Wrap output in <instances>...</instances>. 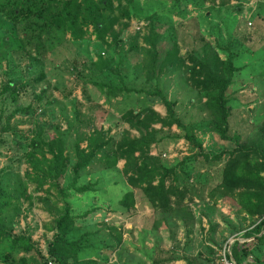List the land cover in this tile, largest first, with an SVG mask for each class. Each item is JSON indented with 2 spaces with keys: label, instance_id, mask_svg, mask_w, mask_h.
Returning a JSON list of instances; mask_svg holds the SVG:
<instances>
[{
  "label": "rangeland",
  "instance_id": "obj_1",
  "mask_svg": "<svg viewBox=\"0 0 264 264\" xmlns=\"http://www.w3.org/2000/svg\"><path fill=\"white\" fill-rule=\"evenodd\" d=\"M179 2L183 4L182 12L178 11ZM179 2L121 0L118 3L117 0H111L112 13L119 17L113 26L118 34L115 40L109 35L106 44L100 42L95 39L92 26H89L82 40L74 41L67 35L68 39L44 59L20 50L17 38L5 31L7 25L0 21V172L7 176L5 180H9L11 186L20 183L26 189L22 198L12 202L3 220L7 234L24 233L30 237L36 249L25 255L27 260L24 264H45L49 258L47 249L55 232L54 219L63 203L58 191L71 180L70 165L58 188L52 180H46L39 186L36 175L40 173V168L44 170L46 166L40 162L37 170H34L26 157L30 151L28 142L35 131L38 128L45 130V140L62 138L65 153L74 161L75 144L85 148L110 136L115 142L123 136H138V132L121 119L122 111L126 108L137 111L147 105L161 117L166 116V107L158 97L123 93L108 98L102 89L97 88L96 83L160 89L170 100L175 101L176 116L185 129L200 140L205 153L212 156L230 151L234 148V142L222 140L211 131L204 98L190 86L185 72L188 65L185 56L190 51H199L203 45L210 44L222 58L226 52L234 54L235 64L240 67L229 89V135L238 137L240 141H248L258 135L264 123V0ZM127 13L129 16L125 15ZM147 18H150L161 34L165 49L169 48L167 61L173 63L154 82H147L142 72V66L148 60V45L144 42L150 28ZM172 44L175 45V51ZM98 55L109 60V68L104 72L97 71L91 65ZM200 79H205V73L200 72ZM86 81L89 83L85 86V94L90 101H86L81 92ZM90 81L95 83L92 85ZM8 82H11L12 90L6 88ZM20 109L27 111L18 112L9 120L10 124L16 125L15 130L3 131L1 127L5 125L10 113ZM152 127L157 130L161 140L152 146L151 154L157 155L167 166L186 162V158L199 153L182 137L183 130L175 124L170 127L154 124ZM113 144H110V148ZM37 157L40 158V155L37 154ZM45 157L50 160L51 154L46 152ZM226 157L225 154L217 161L197 155L190 159L185 167L191 168L192 172L182 181L184 187L179 193L181 203L184 198H188L191 201L189 203H194L199 220L204 218L208 224V232L203 233L200 239L209 252L212 248L206 246L205 242L216 245L217 259L230 235H242L253 224L251 219L239 213L232 198L224 197L216 190ZM123 164L124 161L119 160L115 168L103 170V160L96 161L83 170L78 181V185L91 183L93 191L81 194L67 191V201L71 204L73 214L79 215L95 209L85 220L78 221V225L83 226L82 230L96 225L99 228L102 225L112 227L116 221L125 223V216L118 218L112 214L121 207L117 198L119 200L127 188L124 177L119 173ZM109 182L117 184L114 188H108ZM134 194L137 198H145L141 190L134 189ZM193 197L200 203H196ZM111 198L114 201L107 204L106 199ZM156 214L140 221L144 230L157 231L163 228V221L153 218ZM177 227L175 224L170 227L173 232L171 251L164 252L161 249L163 243L159 234L154 238V248L149 253L151 259H148L150 264H167L178 259L175 252V247L179 246L178 242V245L175 244ZM185 227L186 222L183 224ZM119 232L113 231L112 236L120 238ZM224 232L229 236L224 235ZM6 235L0 238V264H10L4 259L6 254L12 252ZM185 239L188 247L190 239L187 235ZM245 239L250 241L253 237ZM120 243L121 240L115 249ZM257 244H254V253L249 261L264 264V243ZM21 255L16 253L14 257L16 259ZM202 256L199 253L198 256L189 257L187 262L198 263Z\"/></svg>",
  "mask_w": 264,
  "mask_h": 264
},
{
  "label": "trees",
  "instance_id": "obj_2",
  "mask_svg": "<svg viewBox=\"0 0 264 264\" xmlns=\"http://www.w3.org/2000/svg\"><path fill=\"white\" fill-rule=\"evenodd\" d=\"M117 1L121 2V0ZM206 1L213 2V0ZM182 5L178 3L179 12L183 11ZM125 15L129 16L128 13ZM0 17V21L7 25L5 31L17 38L19 49L33 54L38 59H44L47 54L61 46L68 39L67 35L74 41L82 40L89 26H92L95 38L105 44L109 35L114 40L118 35L113 26L119 17L112 13L111 0H0ZM147 20L150 22V28L144 37V42L148 45V60L143 64L142 72L147 82H154L158 81L165 69L173 66V63L167 61L169 48L165 49L161 34L150 18ZM172 47L175 51L174 44ZM185 58L188 61L185 68L187 81L204 98L211 131L222 140L234 142V148L212 156L205 153L200 140L187 131L176 116L175 101L170 100L158 88L147 90L118 84L96 83L97 88L102 89L101 91L108 98L118 97L123 93L144 94L148 98L158 97L166 107V116L161 117L147 105L137 111L126 108L122 111L121 119L128 122L130 127L138 132V136L134 138L123 136L118 142L113 141L110 136L85 148L75 144L74 161L65 153L62 138L45 140V130L38 128L35 131L28 142L30 151L27 152L26 157L34 170H37L36 167L40 162L46 166L44 170L40 168V173L36 175L39 186H42L46 180H52L58 188L71 165V180L65 188L58 191L62 195L63 203L54 219L55 232L47 249L48 259L52 264H107L110 254L120 242V238L116 239L112 236V232L116 230L115 226L102 225L99 228L96 225L86 228L85 231L82 230L83 226L78 225V221L85 220L95 209L75 215L71 210V204L67 201L69 190L80 194L93 191L91 183L78 185V181L83 170L96 161L103 160L105 163L103 170L113 169L119 160L124 161L119 173L124 177L127 188L118 200V204L125 213H132L134 189L143 192L151 208L165 211L178 207L181 204L179 193L184 187L182 181L192 172L191 168L185 167L189 164L187 162L197 155L218 161L225 154L227 157L216 190L224 197L232 198L237 204L239 213L253 221L251 228L246 229L240 237L232 241L231 256L236 264H253L249 261V257L253 256L254 244L264 243V123L258 135L248 141H240L238 137L229 135L231 114L229 89L234 82L235 74L240 70L235 64L234 54L226 52V56L222 58L215 47L205 44L199 51H190ZM91 65L97 71L104 72L109 68V60L98 55ZM200 72L205 73V79H200ZM119 80L121 81V78ZM88 83L86 81L85 85L83 84L81 91L86 101H90L85 94V86ZM94 83L90 81V84ZM10 84L11 82H8L6 88L12 90ZM25 111L27 110L20 109L11 112L1 129L14 131L16 125L10 124L9 120L16 113ZM154 124H160L161 127L175 124L178 129L183 130L182 137L192 148L198 149L199 153L186 158V162L181 161L167 166L157 155L151 154L152 146L161 140L157 136V130L152 127ZM178 137L180 135L175 136ZM111 143H114L112 148H110ZM46 152L51 154L50 160L46 159ZM6 178L7 176L0 172V238L7 234L4 229V215L10 209L12 202L22 198L26 191L20 183L18 186H11ZM6 236L12 252L6 254L4 259L10 264H24L27 260L25 255L36 250L30 237L24 233L17 235L8 233ZM241 237H253V239L239 243ZM85 252L88 256H83ZM16 253L22 255L15 259ZM254 261L258 262L256 259ZM187 263L191 264L189 261Z\"/></svg>",
  "mask_w": 264,
  "mask_h": 264
},
{
  "label": "crops",
  "instance_id": "obj_3",
  "mask_svg": "<svg viewBox=\"0 0 264 264\" xmlns=\"http://www.w3.org/2000/svg\"><path fill=\"white\" fill-rule=\"evenodd\" d=\"M109 183H108L109 184L108 188L110 187L114 188V186H116L117 184V182H109ZM113 199L114 198L106 199L107 204L112 203V201H114ZM192 199L196 203H200L197 198L193 197ZM102 202L105 203V201ZM189 202L191 201L188 198H184L183 202L178 207L171 210L162 211L160 209L157 210L151 208V205L148 203V201L145 198L142 199V198H137L135 196L134 210L132 211V213H128V212L125 213L122 207H118L116 209V212L112 214L117 215L118 218H123V216H125V223L122 224L121 222L116 221L113 225L116 227V230L120 231L119 236L121 243L120 246L117 249H115L111 254L108 260V264H150V260L148 259L151 257V254L149 253H152L155 242L154 238L158 236V234L160 235L161 242L163 243V245H161V249L164 252L172 250L173 243L171 237L173 232L170 227L173 224L178 226L177 227L178 229H176V234H175V244L176 245L179 244V246L175 247V252L178 259L167 264H188L187 260L189 259V257L191 258L198 256L199 253H202L203 255L202 259L198 260V263H193L189 261L191 262V264H216V259H217L216 258L217 248L215 247L216 245L205 242L206 246L212 248V251L210 250L209 252L207 249L204 248V244L201 242L200 239L202 238L201 235L203 233L206 234L208 232V224L206 223L204 218L199 220L198 212L194 207V203L193 202L189 203ZM188 203L190 207H192L191 210H189ZM155 210L159 213V216L158 213L156 214ZM153 213L154 215L156 214V216H153V218L163 221L162 222V224L164 223L163 228L160 227L157 229V231L144 230L143 228L144 226H142L140 221L149 218ZM173 221L176 223H174ZM201 221L202 223L200 225ZM139 222H140L139 224L140 226L138 225ZM184 222H186L187 224V227L185 228H183ZM124 227L127 229L124 230ZM223 234L227 235L225 232ZM186 235L188 236L191 242L188 247L185 245ZM219 235L220 232L218 233V237ZM150 236H152V238ZM240 236L241 234H238L237 236L230 235L227 239H229L232 242L234 239H237V237ZM245 241L248 240L242 237L239 239V243ZM133 247L135 248L138 247V249L136 248L137 251ZM124 253H127V255L125 256ZM84 256H88L87 252H85ZM91 258L94 259L95 257L91 256Z\"/></svg>",
  "mask_w": 264,
  "mask_h": 264
},
{
  "label": "built area",
  "instance_id": "obj_4",
  "mask_svg": "<svg viewBox=\"0 0 264 264\" xmlns=\"http://www.w3.org/2000/svg\"><path fill=\"white\" fill-rule=\"evenodd\" d=\"M231 241L228 240L224 243L218 254L216 264H236V261L231 256ZM48 264H52L48 261Z\"/></svg>",
  "mask_w": 264,
  "mask_h": 264
}]
</instances>
